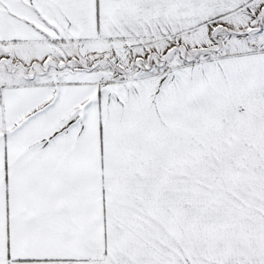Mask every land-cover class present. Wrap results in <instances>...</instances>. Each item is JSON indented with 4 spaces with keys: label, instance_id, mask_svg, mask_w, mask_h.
<instances>
[{
    "label": "snow or ice",
    "instance_id": "6c2138e0",
    "mask_svg": "<svg viewBox=\"0 0 264 264\" xmlns=\"http://www.w3.org/2000/svg\"><path fill=\"white\" fill-rule=\"evenodd\" d=\"M0 264H264V0H0Z\"/></svg>",
    "mask_w": 264,
    "mask_h": 264
}]
</instances>
